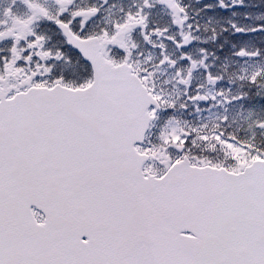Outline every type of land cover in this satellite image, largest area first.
<instances>
[{
    "label": "snow or ice",
    "instance_id": "snow-or-ice-1",
    "mask_svg": "<svg viewBox=\"0 0 264 264\" xmlns=\"http://www.w3.org/2000/svg\"><path fill=\"white\" fill-rule=\"evenodd\" d=\"M16 3L0 8V264H264V141L229 116L264 105V62L243 67L264 57V14L201 35L185 0Z\"/></svg>",
    "mask_w": 264,
    "mask_h": 264
},
{
    "label": "flooded vegetation",
    "instance_id": "flooded-vegetation-1",
    "mask_svg": "<svg viewBox=\"0 0 264 264\" xmlns=\"http://www.w3.org/2000/svg\"><path fill=\"white\" fill-rule=\"evenodd\" d=\"M214 3V0H185V3L188 5V10L190 15L192 17L199 21L201 23V35H209L211 32L212 28H216L217 31H219L220 24L224 23L225 19L229 17L230 11H235L238 15L236 17H232L233 19L241 22V23H248V24H253L257 23L255 20V16L257 14H264V0H244V4L246 5L245 7H239V8H234L230 9L229 11H220L219 9H214V10H205L204 9V4L206 3ZM128 3V0H110V4L112 5L111 7V12L113 14H116L118 12V9L122 5H126ZM9 4V0H0V8L6 7ZM14 11L18 13H24L25 9L22 4L19 3V0H17V3L13 9ZM244 12H248L251 14V18L248 21H243L241 15ZM211 17V19H209ZM153 19L163 22V17L159 12H154L153 14ZM204 25L208 26V32H204L203 28ZM227 38L229 42L231 41V37H221L220 39H225ZM256 40H259L261 37L257 35ZM251 39V37H249ZM232 57H229L227 63L229 65L228 69L224 71L221 68H217V71L223 72V75L228 77L234 76V73H236L241 66L240 64H237L234 66L232 63ZM262 60V57L260 58L259 61ZM257 61H249L247 63L243 64V67H249L248 65L256 63ZM225 61L221 59L219 61V64L222 65L224 64ZM193 78H201V74L199 72H195L193 75Z\"/></svg>",
    "mask_w": 264,
    "mask_h": 264
},
{
    "label": "rangeland",
    "instance_id": "rangeland-1",
    "mask_svg": "<svg viewBox=\"0 0 264 264\" xmlns=\"http://www.w3.org/2000/svg\"><path fill=\"white\" fill-rule=\"evenodd\" d=\"M264 62V57L261 61ZM254 64V63H253ZM237 65V64H236ZM234 65V66H236ZM249 66V65H248ZM225 80H227L224 75ZM233 79L235 77L233 76ZM201 78H193V84L199 83ZM240 81L236 80L232 85L233 90H237ZM259 92L261 95H264V87L253 88L252 93ZM212 117L211 113H195L193 110V116L190 119L195 120L197 116ZM229 116L232 120V129L238 131V134L244 137L254 138L257 141H264V134H261V131L255 127H252L253 121L257 118H264V105H261L260 102L256 99L255 95H251L250 99L245 101L243 106L234 105L230 108Z\"/></svg>",
    "mask_w": 264,
    "mask_h": 264
}]
</instances>
